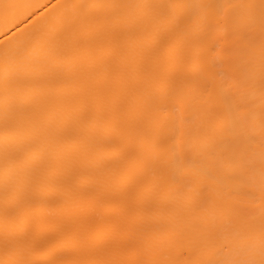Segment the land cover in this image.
Here are the masks:
<instances>
[{
  "label": "bare ground",
  "instance_id": "obj_1",
  "mask_svg": "<svg viewBox=\"0 0 264 264\" xmlns=\"http://www.w3.org/2000/svg\"><path fill=\"white\" fill-rule=\"evenodd\" d=\"M0 264H264V0H0Z\"/></svg>",
  "mask_w": 264,
  "mask_h": 264
}]
</instances>
